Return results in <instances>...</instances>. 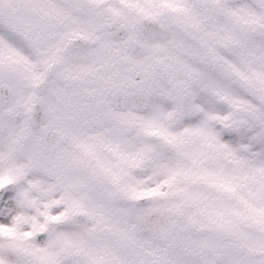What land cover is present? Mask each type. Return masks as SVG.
Masks as SVG:
<instances>
[{"label":"snow or ice","instance_id":"6c2138e0","mask_svg":"<svg viewBox=\"0 0 264 264\" xmlns=\"http://www.w3.org/2000/svg\"><path fill=\"white\" fill-rule=\"evenodd\" d=\"M0 264H264V0H0Z\"/></svg>","mask_w":264,"mask_h":264}]
</instances>
